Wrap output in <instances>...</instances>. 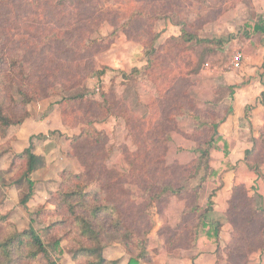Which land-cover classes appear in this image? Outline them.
<instances>
[{
  "label": "rangeland",
  "instance_id": "obj_1",
  "mask_svg": "<svg viewBox=\"0 0 264 264\" xmlns=\"http://www.w3.org/2000/svg\"><path fill=\"white\" fill-rule=\"evenodd\" d=\"M254 2L258 0L53 1L55 8L64 7L68 10V20L84 19L69 36L71 45L77 43L80 47H86L84 52L77 58L67 53L55 57L61 60L57 62H61L63 67L71 66L73 72L75 70L81 74L82 79H78L72 88L64 89L62 81L67 78V73L58 77L48 76L47 80L53 84L49 96L33 101L28 107L33 112L31 125L35 129L30 132V125L22 123V126H18L23 128L24 135L34 136L33 151L36 150L42 158V163L31 175V179L36 182L35 194L29 200L27 210L20 205L19 199L27 192L28 184L25 180L16 182L22 173L23 162L13 159L17 127L14 126L13 132H8L5 138L0 137V213L6 215L10 223L5 227L0 225V232H8L11 226L17 230L33 226L45 242H50L54 237L45 230L59 218L52 213L51 193L59 187L61 171L83 170L79 161L72 156L71 137L87 126L82 122V118H85L89 131L93 132V128L96 132L88 137V144L94 141L97 134L101 138L97 160L102 165L101 171L99 166L88 176L87 190L102 191L103 199L127 213V206L131 203L127 201L133 199L137 208L146 210L150 217L149 230L144 237L149 257L142 264H199L197 260L202 247H195L193 237L189 236L192 230L186 226L192 225L195 217L206 207L210 188L217 187L218 182L206 181L207 185L201 187L196 200L188 192L161 201L149 200V194L143 193L134 182L124 183V191L119 194L108 193L105 184L109 182L113 171H128L131 167L129 163L133 160H148V154L153 156L152 159L159 158L155 153L157 151L163 154L165 166L174 167L172 172L176 171L175 174L176 166L193 161L195 155L192 148L203 143L207 136L194 129L190 114L196 112L203 117L220 119L228 111L225 107L216 111L213 100L204 102L207 91L210 96L218 95L216 99L228 94L223 85H219L218 90L203 89L210 84L208 79L221 80L222 73H240L246 65L244 59L236 70L228 66L233 52H241L242 45L249 40L252 46H256L259 41L264 44V37L254 33L252 27L264 16V6ZM134 10L145 11L150 17L131 20L129 15ZM25 18L30 19L28 15ZM35 21L42 27H54L56 24L55 20L45 15ZM179 21L184 22L188 32L208 41L199 43L193 40L184 45L169 40L170 36L180 33ZM158 32L161 35L152 45V38ZM245 33H248L247 36ZM217 39H222L223 43H217ZM152 47L155 48L152 62L147 65V58L150 57L147 51ZM132 68H138L140 72L130 77L120 73H130ZM259 68L264 72V65ZM102 69L105 70L104 74H99L98 71ZM232 91L233 86L229 88V93L232 94ZM82 93L88 99V115L82 113L78 102L67 105L58 103L63 95ZM75 118L79 122L73 125ZM260 128L264 129V123ZM39 134L44 137H36ZM167 137L169 139L164 143ZM259 140L252 160L244 161L249 173L255 175L251 164L256 162L259 166L260 174L255 183L261 186L263 194L257 192L258 188L254 185L248 189L244 184L254 206H264V136L259 137ZM9 148L10 151H7ZM144 154L146 158H143ZM189 183L193 186L196 179L189 180ZM194 204L198 208L196 214L185 216L184 210ZM214 213L213 217H218L222 225L229 226V230L227 237L221 234L215 252H210L216 255L213 264H228L226 247L232 227L223 212ZM127 216L126 222L133 225L131 219L135 216ZM146 225V221L139 223L142 228ZM175 232L179 237L175 238L174 244L168 243V237ZM48 250V256L54 264H76L71 259L67 240L60 241L59 249L48 246ZM103 254L107 259L117 260L118 264H126L129 257L119 243L107 245ZM48 256L40 257L38 264H48ZM246 264H264V252H253Z\"/></svg>",
  "mask_w": 264,
  "mask_h": 264
},
{
  "label": "trees",
  "instance_id": "obj_2",
  "mask_svg": "<svg viewBox=\"0 0 264 264\" xmlns=\"http://www.w3.org/2000/svg\"><path fill=\"white\" fill-rule=\"evenodd\" d=\"M53 1L55 0H0L1 138L7 136L11 126L21 125L30 117L28 109L30 103L49 96L53 84L47 80L48 76L58 77L62 73H67V78H63L62 81L64 89L72 88L77 84L78 79H82L81 74L75 70L73 72L71 66L63 67L61 62H57L60 59L55 57L67 53L74 54L77 58L84 52L86 47H80L77 43L71 45L69 41V36L78 29V24L84 22V19L68 20V10L64 7L55 8ZM27 15L30 18L28 20L25 18ZM42 15L55 20V26L39 25L35 20L37 18L39 20ZM129 16L131 20L143 19L149 18L150 14L142 10H134ZM178 24L181 25L180 33L168 38L174 43L185 45L193 40L199 43L208 41L188 32L183 21H179ZM252 27L254 33L264 34V16ZM161 32L152 38V45ZM216 41L219 44L223 43L222 39ZM154 51V47L147 51V55H150L147 58V65L151 64ZM55 62L56 66H54ZM104 71L102 69L98 73L104 74ZM139 72L138 68H132L130 73L120 71L125 77ZM263 99L264 91L261 93L260 101L263 102ZM77 102L80 103L82 113L88 115V99L83 93L63 95L58 103L67 105ZM190 117L194 122V129L207 136L203 143H198L192 148L195 157L191 163L176 166L175 174L176 171L172 172L174 167L165 166L163 154L157 151L155 153L160 156L159 158L152 159L153 156L148 154V160L131 161L129 163L131 167L126 172L113 171L109 182L105 184V189L107 188L108 193L119 194L124 191V183L134 182L143 193L149 194V200L161 201L188 192H191L196 200L199 190L206 181L218 182L217 188L207 197L206 207L195 217L192 225L186 226L188 230H192L193 234L189 232V236L193 237L195 247L216 244L217 249L222 223L218 217H213L215 211L212 198L223 184L222 175L234 169V165L229 160L233 140L218 130L221 119L203 117L196 112L191 113ZM78 122L79 120L75 118L73 125ZM82 122L87 126L82 127L79 134L71 137V153L83 170L61 171L59 187L51 193L52 213L59 218L51 222L45 230L51 232L54 237L50 242H45L33 226L22 230L11 226L8 232H0V264H38L40 257L47 258L48 246L59 249L60 241L64 239L68 241V251L76 264H118L117 260L107 259L103 254L105 247L111 243H119L124 247L129 255L126 264H142V261L149 257V249L144 238L151 221L148 212L139 210L133 199L127 201L131 202L127 206L129 213L123 212L116 205L113 206L108 200L103 199L102 191L87 190L88 176L95 171V168L100 166L99 171L102 168L97 160L101 138L97 134L94 141L88 144V137H92L96 132L93 128H91L93 132L89 131L88 120L82 118ZM258 131L259 136L253 138L252 147L244 151L245 162L252 160L259 146V137L264 136L263 128H259ZM33 137H30L29 145L25 149L18 153L13 152V159L23 162L22 173L16 182L25 180L28 184L27 192L19 199L20 205L26 210L29 200L35 194L36 182L31 179V175L42 163V158L33 152ZM36 137L41 138L44 135L39 134ZM168 139L167 137L164 143ZM7 151H10V148ZM143 156L146 158V154ZM251 165L259 175L258 163L254 162ZM175 175L178 177L175 178ZM191 179H196L193 186L189 183ZM196 210L198 208L195 204L189 206L184 210V215H194ZM128 214L135 216L131 219L135 226L126 222ZM223 214L232 227L226 247L228 264H246L253 252H264V206L262 204L254 206L244 184L232 186L228 208ZM142 221L147 222L145 228L139 226ZM9 224L6 215L0 213V225L5 227ZM177 237H179L178 233L175 232L168 237V243L174 244ZM47 261L48 264H54L49 256Z\"/></svg>",
  "mask_w": 264,
  "mask_h": 264
},
{
  "label": "crops",
  "instance_id": "obj_3",
  "mask_svg": "<svg viewBox=\"0 0 264 264\" xmlns=\"http://www.w3.org/2000/svg\"><path fill=\"white\" fill-rule=\"evenodd\" d=\"M254 4L264 6V0H258V2H254ZM256 33L260 34L261 37H264L263 33ZM250 41L251 40L242 45V52L244 53L243 61L246 65L243 66L240 73H222L223 76L221 80L218 78H216L215 81L208 79L210 84L203 88L205 90H218L220 87L219 85H223L226 86L228 90L226 96H220L218 99H216L218 95L215 97L211 94L210 96V93L207 91L204 101L206 103L211 102L212 100V102L215 101L213 106L216 111H219L224 107L228 110L222 114V117L220 118L221 121L218 124V130L233 140L232 150L229 153V160L234 165V169L227 171L222 175L223 184L217 189L216 194L212 198L214 202L213 209L220 214L222 212L224 213L228 207V200L234 184H245L248 189L254 185L258 188L257 192L263 194L261 186L259 187V184L255 183L258 182L257 175L249 173V169L243 161L244 151L252 147L253 138L256 137L258 129L264 123V99L263 102L260 101L261 93L264 91V72L263 70L260 71L259 68V66L264 65V44H261L259 41V43L255 44L256 46H252ZM230 58H232V56ZM230 58L229 60H231ZM252 63H256V65ZM262 74L263 76H261ZM249 76L252 77L249 78ZM235 85H237V87ZM231 86H233L234 89L232 94L231 92L229 93V88ZM31 104L32 103H30L28 107H30ZM28 109L31 115L23 122V124H26L27 126L30 125V129L28 130L32 132L35 129V126L31 125L33 112H31L30 108ZM18 126L19 125L16 126V141L14 143V152L16 151V153L21 152L29 145V139L31 137L24 135L23 128H19ZM13 127L14 126H11L8 129L9 134L13 132ZM33 152L37 154L36 150ZM205 185H207V182L203 184V186ZM214 187L216 186L210 188V192ZM223 230L225 233H223ZM228 230L229 226L227 227L226 224H223L221 227L220 238L222 236L221 234H223L224 237H227ZM215 249L216 244H207L203 246L200 249L201 256L197 260L198 263L213 264L216 255L215 253H212L215 252ZM211 251L213 252L210 253Z\"/></svg>",
  "mask_w": 264,
  "mask_h": 264
},
{
  "label": "built area",
  "instance_id": "obj_4",
  "mask_svg": "<svg viewBox=\"0 0 264 264\" xmlns=\"http://www.w3.org/2000/svg\"><path fill=\"white\" fill-rule=\"evenodd\" d=\"M244 58V53L241 51H235L233 52V55H232V58L229 62V67L233 70H236L237 68L240 67L241 65V61L243 60Z\"/></svg>",
  "mask_w": 264,
  "mask_h": 264
}]
</instances>
